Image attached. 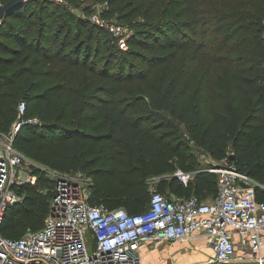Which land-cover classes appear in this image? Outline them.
<instances>
[{"label": "trees", "instance_id": "16d2710c", "mask_svg": "<svg viewBox=\"0 0 264 264\" xmlns=\"http://www.w3.org/2000/svg\"><path fill=\"white\" fill-rule=\"evenodd\" d=\"M8 1L0 0V5ZM97 1L107 2L105 15L116 13L122 24L141 17L133 27L144 37L136 43L144 51L120 49L111 34L88 18L86 24L114 45L116 53L98 67L90 56L81 59L80 48L66 52L67 41L55 48L51 19L22 17L33 0L16 6L1 21L0 49L9 58L21 50L26 57L35 56L34 69L20 67L0 76V133H10L17 106L24 101L13 145L35 164L31 175L36 177L33 184L13 187L20 200L6 209L1 235L19 238L43 226L54 195L51 171H82L93 182L90 203L137 213L146 209L152 183L168 198L214 196L217 175L200 171L199 156L204 152L216 161L227 159L254 178L259 183L257 199L264 200V27L257 25L259 17L225 18L232 24L242 21L251 45L235 57L221 59L227 69L225 81L214 85L206 73L191 92L192 71L206 45L205 29L198 31L195 0H166L157 9L143 0ZM13 19H21L17 28ZM62 31L55 30V36ZM222 34L221 49L234 51L229 27ZM158 75L159 84H149ZM216 91L230 99L229 106L212 104ZM62 92L70 96L71 107L57 104ZM177 169L195 173L184 184L175 176ZM47 182L53 189L44 191L42 184Z\"/></svg>", "mask_w": 264, "mask_h": 264}, {"label": "built area", "instance_id": "2783aa9c", "mask_svg": "<svg viewBox=\"0 0 264 264\" xmlns=\"http://www.w3.org/2000/svg\"><path fill=\"white\" fill-rule=\"evenodd\" d=\"M91 20L126 49L123 25L97 14ZM24 111L21 101L10 133H0V225L6 209L20 200L13 187L36 180L22 169L26 158L13 145ZM200 156L206 162L200 171L217 175L214 196L168 198L154 191L146 209L137 213L90 203L93 182L82 171L55 173L43 226L19 238L0 233V264H145L144 245L157 249L193 238H204L211 251L196 264H264V200L255 191L259 183L227 159L216 161L204 152ZM194 173L177 169L175 176L187 184Z\"/></svg>", "mask_w": 264, "mask_h": 264}, {"label": "rangeland", "instance_id": "374dc122", "mask_svg": "<svg viewBox=\"0 0 264 264\" xmlns=\"http://www.w3.org/2000/svg\"><path fill=\"white\" fill-rule=\"evenodd\" d=\"M27 1L32 0H26L24 2ZM33 1H35V3H28L27 9L24 10L25 13L22 17L25 19L24 21L28 19L30 21H34L39 16L46 20L51 19L54 22V32L51 33V38L55 48H59L60 46L62 48V43L67 41L69 48L65 50L66 52L73 47L80 48L81 59L83 57L90 56L91 60L95 61L96 63L98 62L97 66L100 67L103 63L102 59L104 61V58H106L111 52L116 53L117 48L112 44H108L106 42V38L101 37L94 26H92L90 23L86 24L87 20H85V18H88L91 22H93L91 17L92 15L97 14L104 17L109 22H117L126 28V49L128 47H133L134 49H140V51H144L143 48H138L139 46L136 44L139 41L138 39H144V37L139 36V34H137L135 31V27H133V25L141 21V17H138L133 21H129V24H122L116 17V13L111 16L105 15L106 10L108 9L107 2H101L97 0ZM143 1L148 4L154 3L155 8L157 9L159 5L166 0ZM195 4L197 7V13L199 14V19L201 20L198 31L205 29L206 32L203 36V40L206 45L204 48H202V50H200L198 59L192 71V86L190 88L191 92H194V90L198 87L199 83L204 79L206 73L209 74L214 85L225 81L228 77L227 69L220 65L221 59L227 55L235 57L237 53H240L251 45V39L246 35L244 27L241 26L242 21L237 24H232V21L230 22V20L225 19L226 17L229 19L231 15L245 17L246 14H256L259 17L257 25L264 27L263 22V26L261 25V21H264V0H195ZM63 6L66 8H62ZM86 9H88V11H86ZM143 10L144 9L141 11ZM77 17L83 19V22L80 21V23L77 24ZM219 17L224 18L220 20ZM67 18L69 20H67ZM20 21L21 19H13L12 23L15 28H17ZM227 27H229V31L233 35V43L230 48L232 50L234 49V51L231 52H226L225 49H221V39L223 36L222 33L227 29ZM58 28L63 30L62 35L59 37L55 36V30ZM197 36L199 37L201 35L198 34ZM113 37L118 44V37ZM2 41L7 42L4 39H2ZM2 48L3 47L1 46V49ZM1 49L0 76L5 77L6 75H10V73L20 67L25 69H34V66H31V64L35 61L34 55L26 57L27 52L25 50H21L19 54L9 58V54ZM51 55H54V51L51 52ZM6 57H8V59H6ZM133 60L136 63H139L138 59L134 58ZM159 80L160 75H158L154 81L149 82V84L158 85ZM212 98L213 105L229 106L230 104V99L227 96L220 95L217 91L212 94ZM56 102L60 107H71V99L67 93L62 92L60 95H58L56 97ZM184 138L186 139L187 137L184 136ZM190 145H192V143H190ZM199 158L202 160L201 156H199ZM200 162L201 166L206 165V162ZM31 164L35 165L26 159L22 165V169L31 174ZM51 174V176L55 178V173L51 171ZM42 186L45 188L44 191L47 189H53V186L48 184V182L44 185L42 184ZM154 191H157V188L156 185L152 183L151 193ZM188 243L189 244L182 243L181 246L176 244L171 248H168L166 245H162L157 249L144 251L142 254L143 261L145 264H190L189 262L205 259V257L209 255V247L206 245L203 239L199 241H190ZM184 247H187L188 251H183ZM178 251L181 253L178 254Z\"/></svg>", "mask_w": 264, "mask_h": 264}, {"label": "water", "instance_id": "95a60500", "mask_svg": "<svg viewBox=\"0 0 264 264\" xmlns=\"http://www.w3.org/2000/svg\"><path fill=\"white\" fill-rule=\"evenodd\" d=\"M24 1H26V0H10V1L6 2L5 4L0 5V24H1V21L4 18V16L7 15L9 11H11L13 8L20 5ZM229 157L232 160L233 154H230Z\"/></svg>", "mask_w": 264, "mask_h": 264}, {"label": "crops", "instance_id": "0c3cea01", "mask_svg": "<svg viewBox=\"0 0 264 264\" xmlns=\"http://www.w3.org/2000/svg\"><path fill=\"white\" fill-rule=\"evenodd\" d=\"M201 239H203V241L205 242V239H204V238H193V239H191V240H189V241L175 242V243L168 244V245L166 244V246H167L168 248H171L172 246H175L176 244H177L178 246H181L182 243L189 244L188 242H190V241H199V240H201ZM185 249H186V250H185ZM148 250H150V248H149L148 246L144 245V246L142 247V254H143L144 251H148ZM179 251H180V250H179ZM179 251H178V254L181 253V252H179ZM183 251H188L187 247H184V250H183ZM183 254H184V253H183ZM210 254H211V251H210V249H209V255L206 256L205 259H201V260H197V261H193V262H189V263H190V264H196V263L203 262V261H205V260L210 256ZM187 264H188V263H187Z\"/></svg>", "mask_w": 264, "mask_h": 264}]
</instances>
